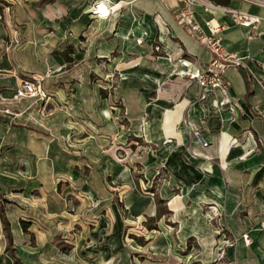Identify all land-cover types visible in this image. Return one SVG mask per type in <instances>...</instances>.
Instances as JSON below:
<instances>
[{
	"label": "rangeland",
	"instance_id": "obj_1",
	"mask_svg": "<svg viewBox=\"0 0 264 264\" xmlns=\"http://www.w3.org/2000/svg\"><path fill=\"white\" fill-rule=\"evenodd\" d=\"M74 3L85 13L83 30L74 38L75 47L67 48L71 49V61L66 65L74 76L68 83L67 98L52 101L43 87L47 98L32 99L38 104L27 105L18 119L8 117V110L0 111V120L19 121L28 130L13 135L18 142H0L4 212L7 205H18L24 190L37 188L32 193L35 199L38 190L56 194L57 200L65 203V211L77 222L84 221L91 232L92 239L83 242L84 248L76 252L78 262L73 264H264V255L250 256L243 251L244 245H252L250 231L263 227L264 174L241 171L232 187L230 178L214 167L217 163L225 170L228 163L215 160L214 170L209 164H197L203 173L196 181L181 176L170 179L160 149L147 144L127 118L121 93L135 92L152 101L156 90L171 91L176 84L171 76L160 83L150 80L151 75L163 73L162 63L156 61L171 62L174 75L180 71L173 63H183L186 58H171L163 47L160 27L150 32L141 18L137 25L117 32L116 26L132 9L128 2ZM98 5L105 8L106 16L94 11ZM6 10L9 20L11 9ZM9 24L13 29L19 26ZM9 35L8 51L13 55L24 42L15 30ZM120 71L132 72V80L120 85ZM47 74L33 75L45 79ZM175 97L166 103L175 104ZM184 119L188 120L181 118L182 124ZM189 122L191 128L200 129ZM185 128L187 148L191 132ZM29 130L39 134L41 141L30 139ZM251 147L249 151L259 152L264 139L255 140ZM247 185L250 189L245 192ZM25 195L29 196L28 192ZM169 199L176 202L169 204ZM40 202L45 207L49 199ZM70 233L78 234L79 226ZM61 234L56 238L59 251L75 253L69 244L71 237Z\"/></svg>",
	"mask_w": 264,
	"mask_h": 264
},
{
	"label": "crops",
	"instance_id": "obj_2",
	"mask_svg": "<svg viewBox=\"0 0 264 264\" xmlns=\"http://www.w3.org/2000/svg\"><path fill=\"white\" fill-rule=\"evenodd\" d=\"M74 1L0 0V111L8 110V117L18 119L27 105L32 107L38 104L32 99H15L14 91L22 76L42 75L47 72L42 86L50 99L54 101L64 96L67 98L68 83L74 76L67 68V61L61 52L70 46L75 47L74 38L83 30L85 13ZM114 1L128 2L132 8L124 14V20L118 23L116 31L127 29V25H137V18H141L145 21L143 27L150 32L156 31L157 25L160 27L163 47L171 58L178 60L182 55L186 58L183 63H173L178 72L180 71L179 74H171L172 63L166 59L156 61V64L162 63L164 68L161 75H149L150 80H157L159 83L171 76L169 79L176 82L171 86V91L156 90V98L152 101H146L144 95L138 96L135 92L129 95L121 93L131 128L139 131L147 144L160 149V157L170 179L177 180L181 176L186 181H196L203 173L197 164L201 163L204 167L209 164L213 169L215 160H220L222 164L228 163L225 170L217 163L214 167L222 176L230 178L229 184L232 187L241 171L250 175L264 174V148L259 152L249 151L255 140L264 139V5L250 0H229L227 5L201 0L194 6L195 18L204 30L207 31L206 20L211 19L213 24L220 27L219 42L229 53L242 58L241 65L229 67L225 72L229 95L233 100V111L229 113L216 108L210 98L197 101L199 89L196 82L181 73L194 65L205 67L212 58V53L201 45L194 34L177 22L180 6L177 0ZM11 2L18 3L11 6ZM8 8L11 9L10 21L9 12L6 10ZM223 8L258 16L259 20L254 26L239 25L234 21L233 15ZM9 22L19 26L13 29ZM14 30L21 35L24 43L11 55L8 51V39ZM134 32L139 34L137 28H134ZM68 56L71 57V54L68 53ZM120 74V85L124 81L132 80V72L120 71ZM131 90L135 91L133 88ZM174 95L178 98L177 102L167 104ZM203 107L207 114L200 120V109ZM183 117L188 118L194 127L202 129L205 139L209 141L207 148L198 145L195 147L199 153L197 157H193L185 146L189 136L181 122ZM24 125L19 121L0 120V142H18L17 136L13 135L22 134V129L27 130ZM5 130L8 132L4 133ZM29 131L30 139L34 142L41 141L39 134L35 136L37 133ZM241 135L244 136L240 139ZM236 141L239 144L235 145ZM242 155L243 158L240 157ZM249 189L247 185L244 191L248 192ZM36 190L33 187L22 191V202L17 201L18 205L13 203L14 207H5L12 234V248L18 264L78 262L76 252L79 253V249L84 248L83 242H87V238L92 239L90 229L84 225V221L77 222L72 214L65 211V203L58 201L56 194L48 195L43 190H38L39 195L35 199L32 193ZM26 192L29 196L25 195ZM43 199H49L45 207L40 202ZM173 202L176 199H169L168 203ZM21 220L29 222L26 232L21 228ZM75 225L79 226V233H72L74 238L70 232ZM60 233H63L61 236L67 233L71 237L69 244L76 254L59 251L56 238ZM249 239L252 245L250 248L244 245L243 251L250 253V256L256 253L264 255V223L263 227L250 231ZM6 246L7 241L0 221V264H14V257L6 250ZM256 248H259L258 251Z\"/></svg>",
	"mask_w": 264,
	"mask_h": 264
},
{
	"label": "built area",
	"instance_id": "obj_3",
	"mask_svg": "<svg viewBox=\"0 0 264 264\" xmlns=\"http://www.w3.org/2000/svg\"><path fill=\"white\" fill-rule=\"evenodd\" d=\"M180 3L177 22L188 32L195 35L201 45L205 46L212 53V58L207 62L205 67L199 65L188 67L182 71V75L189 80L196 82L198 86L197 101H204L207 98L211 99V103L219 110H225L229 113L233 111V100L229 95L228 82L225 80V72L229 67H237L242 64V58L229 53L226 48L219 42L220 27L213 24L211 19L206 20L205 26L207 31L197 22L194 15V6L199 4L201 0H177ZM256 4L264 5V0H250ZM212 5V4H209ZM99 5L97 6V8ZM226 12L233 15L234 21L243 26H254L258 22L259 17L241 12L223 8ZM42 77L32 75L28 79H22L16 86L14 91L15 99H35L43 100L47 95L41 84ZM207 110L203 107L200 109V120H203ZM232 121V119H230ZM183 124L191 132V140L187 146V150L193 157L198 156L196 146L206 148L209 146V141L205 139L200 129L190 127L188 120H183ZM239 144V141L234 143Z\"/></svg>",
	"mask_w": 264,
	"mask_h": 264
},
{
	"label": "trees",
	"instance_id": "obj_4",
	"mask_svg": "<svg viewBox=\"0 0 264 264\" xmlns=\"http://www.w3.org/2000/svg\"><path fill=\"white\" fill-rule=\"evenodd\" d=\"M214 4H221V5H227L229 0H211ZM71 49H66L64 51H62V55L64 56L66 61H71L70 57L68 56V53H70ZM3 202H7V200H4ZM0 221L2 224V230L4 233V236L6 238L7 241V246H6V250H9L11 252V255L14 257V264H18L19 261L17 259V257L14 255V251L12 248L13 242H12V234H11V229H10V224L9 221L5 215L4 212V205L3 203H0ZM21 224V228L24 232L27 231V228L29 226V222L21 220L20 221ZM153 227H149V229H152Z\"/></svg>",
	"mask_w": 264,
	"mask_h": 264
},
{
	"label": "bare ground",
	"instance_id": "obj_5",
	"mask_svg": "<svg viewBox=\"0 0 264 264\" xmlns=\"http://www.w3.org/2000/svg\"><path fill=\"white\" fill-rule=\"evenodd\" d=\"M95 9L96 10H94V11L99 12L100 15H106V13H107L105 8H103V7H99V8H95Z\"/></svg>",
	"mask_w": 264,
	"mask_h": 264
}]
</instances>
